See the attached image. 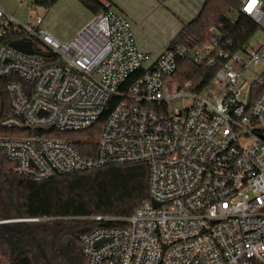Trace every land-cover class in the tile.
<instances>
[{
	"label": "built area",
	"instance_id": "built-area-1",
	"mask_svg": "<svg viewBox=\"0 0 264 264\" xmlns=\"http://www.w3.org/2000/svg\"><path fill=\"white\" fill-rule=\"evenodd\" d=\"M233 1L264 31V0ZM105 7L63 42L41 14L23 23L0 4V89L12 110L0 128L21 131L0 136V154L36 182L148 166L149 199L132 216L91 217L125 226L83 235L85 264H264V73H247L264 65V43L231 53L213 37L204 48L168 47L151 63L129 18ZM17 40L42 55L12 48ZM186 59L218 67L203 89L173 79ZM115 99L90 156L59 136L93 127ZM180 99L189 105L173 106Z\"/></svg>",
	"mask_w": 264,
	"mask_h": 264
},
{
	"label": "trees",
	"instance_id": "trees-1",
	"mask_svg": "<svg viewBox=\"0 0 264 264\" xmlns=\"http://www.w3.org/2000/svg\"><path fill=\"white\" fill-rule=\"evenodd\" d=\"M59 1L32 0V4L49 10ZM78 1L94 16L107 11L106 0ZM260 30L252 18L242 13L238 1L206 0L201 12L184 25L168 47L204 48L215 37L221 48L236 53L246 50ZM45 56L49 61L57 60L51 53H45ZM217 70L218 67L181 60L173 79L180 85L191 82L195 89L201 90L214 79ZM143 72L141 69L132 75L127 85ZM2 81L5 83L6 80H0V84ZM254 89L251 102L260 93L256 85ZM118 101L111 102L93 127L59 136L73 139L81 153L90 156L88 151L95 152L103 124ZM11 114L9 97L1 87L0 122ZM18 135H21L19 130L0 128V136ZM148 181V166L138 164L109 166L36 182L18 175L15 165L0 154V190L7 210L0 219L25 220L0 224V258L9 264H85L81 245L83 235L100 227L125 226L122 220L95 221L91 217L125 219L132 216L149 199ZM33 219L38 221H31Z\"/></svg>",
	"mask_w": 264,
	"mask_h": 264
},
{
	"label": "rangeland",
	"instance_id": "rangeland-1",
	"mask_svg": "<svg viewBox=\"0 0 264 264\" xmlns=\"http://www.w3.org/2000/svg\"><path fill=\"white\" fill-rule=\"evenodd\" d=\"M72 3H76L77 6H74ZM0 4H2L5 10L14 14L23 23L34 20L39 14H41L44 18V24L51 29V31L55 30L62 34L71 32L77 25L81 24V22L87 18L90 12L78 0H60L53 9L49 10L34 6L32 0H0ZM157 6H161V3L157 2ZM170 6H172V1H170ZM156 7H154V11L148 9L139 17H129V20L137 41L141 40L144 44L153 45L159 50L163 45L164 40L167 38L168 31H170L173 24H175V21L173 20V14L168 11L165 4H163V9L160 11H157ZM263 43L264 31L260 30L252 38L250 46L258 47ZM149 66L150 62L145 64V67ZM247 73L251 76L262 74L264 73V65L253 66ZM189 103V99H180L177 102H174L173 106L185 108ZM248 143L249 141L242 142V144ZM4 201V195L0 190V215H4L7 211ZM10 221H14V219H0V224L9 223Z\"/></svg>",
	"mask_w": 264,
	"mask_h": 264
},
{
	"label": "crops",
	"instance_id": "crops-1",
	"mask_svg": "<svg viewBox=\"0 0 264 264\" xmlns=\"http://www.w3.org/2000/svg\"><path fill=\"white\" fill-rule=\"evenodd\" d=\"M170 1H172V6H170ZM157 2L161 3V6H157ZM205 2L206 0H106V3H109L112 8H114L116 11H120L128 18L139 17L148 9L154 11V7L156 6L157 11H160L163 9V4H165L168 8V11L173 14V20L175 21V24H173L172 29L168 31L167 38L166 40H164V43L159 50L153 45L144 44L141 40L137 41V39L135 38L139 49L149 55L151 63L154 62L159 57V55L170 45L173 39L182 30L184 25L190 23L193 19H195V17L201 12ZM72 4L74 6H77L76 3ZM93 16L94 15L89 12L87 18L67 34H62L55 30L51 31V29H49L45 24L44 25L45 28L48 29V31L55 38L65 42L70 40L82 26H84L93 18Z\"/></svg>",
	"mask_w": 264,
	"mask_h": 264
},
{
	"label": "water",
	"instance_id": "water-1",
	"mask_svg": "<svg viewBox=\"0 0 264 264\" xmlns=\"http://www.w3.org/2000/svg\"><path fill=\"white\" fill-rule=\"evenodd\" d=\"M11 47L22 52L25 53L27 55H42L41 52H38L34 49L33 45L31 42L28 41H24V40H17V41H13L11 44ZM156 206H159V204L155 203ZM19 221H25V220H14V221H10L11 222H19ZM97 246H100V243L97 244Z\"/></svg>",
	"mask_w": 264,
	"mask_h": 264
},
{
	"label": "snow or ice",
	"instance_id": "snow-or-ice-1",
	"mask_svg": "<svg viewBox=\"0 0 264 264\" xmlns=\"http://www.w3.org/2000/svg\"><path fill=\"white\" fill-rule=\"evenodd\" d=\"M255 2V0H253V3Z\"/></svg>",
	"mask_w": 264,
	"mask_h": 264
}]
</instances>
